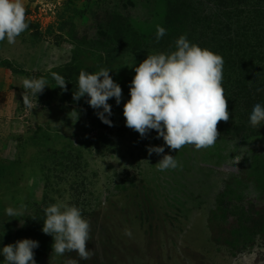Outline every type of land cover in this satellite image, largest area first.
Here are the masks:
<instances>
[{
	"label": "rangeland",
	"instance_id": "1",
	"mask_svg": "<svg viewBox=\"0 0 264 264\" xmlns=\"http://www.w3.org/2000/svg\"><path fill=\"white\" fill-rule=\"evenodd\" d=\"M23 3L28 29L14 44L0 42V249L38 241L36 264H264V124L253 127L252 110L231 97L232 77L242 71L233 75L227 56L217 53L231 119L218 124L213 147L174 152L155 130L142 138L126 127L123 116L135 67L147 55L174 51L181 35L207 48L213 24L189 26L195 21L188 13L187 31L157 40L163 11L157 0ZM218 10L221 41L240 34L238 27L253 17L227 18L220 4ZM258 11L263 16V4ZM101 68L122 88L120 104L108 101L112 126L98 118L102 109L90 107L86 95L73 100L80 71ZM53 72L67 81L66 91ZM40 77L48 87L37 100L29 93L32 107H25L22 79ZM149 146H163L164 153L149 155ZM164 154L181 167L157 170ZM56 202L79 207L90 221L89 260L52 252L53 238L42 227L44 209ZM9 207L20 215L8 216Z\"/></svg>",
	"mask_w": 264,
	"mask_h": 264
},
{
	"label": "clouds",
	"instance_id": "2",
	"mask_svg": "<svg viewBox=\"0 0 264 264\" xmlns=\"http://www.w3.org/2000/svg\"><path fill=\"white\" fill-rule=\"evenodd\" d=\"M29 27L23 0H0V42L14 44L17 37ZM166 29L157 26L156 38L161 39ZM224 60L208 48L191 43L181 35L175 42V50L170 53L147 55L135 67V75L130 84V99L123 105L126 127L146 137L150 130L157 132V139L172 151L178 152L185 146H194L199 151L215 146L220 136L218 124L231 119L228 99L223 87ZM110 71L101 68L95 73L81 70L77 91L73 100L79 101L85 95L87 103L97 112L98 118L112 126L109 99L115 98L120 104L122 88L110 76ZM57 87L67 90V81L53 72ZM47 81L45 78H23L22 93L25 107H32L31 97L42 94ZM48 87V86H47ZM31 93V97L29 96ZM76 115L78 112L73 110ZM250 124L258 127L264 124V106L257 103L250 114ZM148 154L164 153L163 146H149ZM147 161V160H142ZM238 160L237 162H239ZM157 170L165 171L181 167L173 155L164 154L155 164ZM42 232L53 238L52 252L63 255L75 252L81 260L91 258L88 243L92 239L90 221L75 205L56 202L44 209ZM11 217L20 212L11 207L6 209ZM126 235H131L125 229ZM38 241L21 239L14 244H6L0 249L4 264H36L35 248Z\"/></svg>",
	"mask_w": 264,
	"mask_h": 264
},
{
	"label": "trees",
	"instance_id": "3",
	"mask_svg": "<svg viewBox=\"0 0 264 264\" xmlns=\"http://www.w3.org/2000/svg\"><path fill=\"white\" fill-rule=\"evenodd\" d=\"M157 2V6L161 5L160 8H163L162 14H158V17L167 34L187 31L188 13L195 21V24L189 23V26L202 24L201 22L206 20L210 21L213 28L210 34L206 35L208 39L204 44L209 50L220 53L223 57L227 56L225 67L232 71L233 75L235 72L239 74L242 71L238 76L232 77L235 79L234 90L231 91L233 101L249 112L257 103L264 106V14L262 16L255 12V10L259 12L261 5H264V0H157ZM219 4L226 12L227 18L231 15L238 18L244 13H253L250 23L247 21L249 25L238 27L237 32H241L240 34L237 33L236 36L223 41L219 40L220 36L217 37L215 34L218 33L217 26L220 24L218 23ZM252 8L253 12L250 11ZM193 17H196V20ZM205 30L207 31V28ZM121 34H117L120 42L123 41ZM243 71L250 74L249 78L241 79L244 75ZM258 71L260 72L257 73ZM246 114L247 112L244 116Z\"/></svg>",
	"mask_w": 264,
	"mask_h": 264
}]
</instances>
